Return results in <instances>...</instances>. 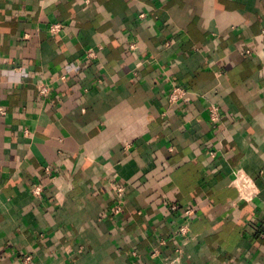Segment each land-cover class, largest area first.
Returning <instances> with one entry per match:
<instances>
[{"label":"crops","instance_id":"0c3cea01","mask_svg":"<svg viewBox=\"0 0 264 264\" xmlns=\"http://www.w3.org/2000/svg\"><path fill=\"white\" fill-rule=\"evenodd\" d=\"M0 264H264V0H0Z\"/></svg>","mask_w":264,"mask_h":264},{"label":"built area","instance_id":"2783aa9c","mask_svg":"<svg viewBox=\"0 0 264 264\" xmlns=\"http://www.w3.org/2000/svg\"><path fill=\"white\" fill-rule=\"evenodd\" d=\"M62 28H63V25L61 23H55L51 26V32L56 35L60 32ZM92 54L93 52L90 51L89 55L92 56ZM188 97H189V90L187 88L180 86V85H175L172 87L169 93V102L172 105L177 104L180 102L187 101ZM210 117H211V120L214 122L219 121L220 114H219V109L217 106L210 107ZM232 185L235 188H237L238 198L241 201L252 202L259 195V189H258L255 179L251 175H249L248 173L242 170L236 171L235 178L233 180ZM33 192L35 195H40L41 187L38 186L34 188ZM124 192H125V188L119 186L117 196L120 201L123 197ZM115 208H116L115 213H119L122 210V204L121 203L118 204ZM173 209H176V207L174 206ZM194 212H195L194 209H189V210H186L185 215L187 216V218H189L193 215ZM178 233L184 237L188 235L189 231H188L186 223L179 228ZM29 261H30V257H27L24 262L27 263Z\"/></svg>","mask_w":264,"mask_h":264}]
</instances>
